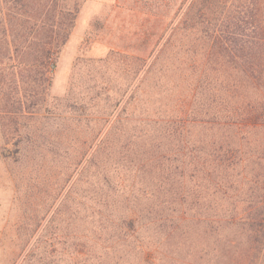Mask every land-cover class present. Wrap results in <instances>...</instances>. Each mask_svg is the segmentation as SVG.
Instances as JSON below:
<instances>
[{
    "label": "rangeland",
    "instance_id": "obj_1",
    "mask_svg": "<svg viewBox=\"0 0 264 264\" xmlns=\"http://www.w3.org/2000/svg\"><path fill=\"white\" fill-rule=\"evenodd\" d=\"M78 1L45 108L18 119L14 135L5 136L0 121V264H220L213 249L223 242L191 221L219 220L232 208L233 191L207 196L204 181L191 191L185 180L176 184L183 198L139 173L132 183L131 153L121 148L124 136L134 133L121 129V118L138 122L183 110L182 84L163 85L157 66L144 75L146 65L138 75L134 63L170 33L183 0ZM134 87V100L125 104ZM105 173L116 192L108 198L114 216L136 219L127 238L122 226L119 238L111 225L105 234L93 222L94 184ZM191 200L199 203L191 206Z\"/></svg>",
    "mask_w": 264,
    "mask_h": 264
},
{
    "label": "trees",
    "instance_id": "obj_2",
    "mask_svg": "<svg viewBox=\"0 0 264 264\" xmlns=\"http://www.w3.org/2000/svg\"><path fill=\"white\" fill-rule=\"evenodd\" d=\"M79 12L78 0H0V121L5 136L18 133V119L45 108ZM169 28L148 58L134 59L140 68L135 71L140 75L148 65V75L157 66L163 85L182 84L183 110L138 122L121 118V129L134 131L124 136L121 147L131 153L128 176L132 183L137 173L148 182L162 181L167 193L174 190L183 198L185 191L176 184L185 180L191 191L204 181L201 193L207 196L219 189L226 196L233 191L228 196L232 208L219 220L194 217L191 222L223 242L213 249L220 264H264V0H183ZM166 76L174 79L167 82ZM136 89L125 104L134 100ZM15 153L22 156L23 150ZM94 190L93 222L105 234L111 225L119 238L122 226L127 238L136 219L114 216L108 198L116 192L107 173L96 179ZM199 200H191V206Z\"/></svg>",
    "mask_w": 264,
    "mask_h": 264
}]
</instances>
